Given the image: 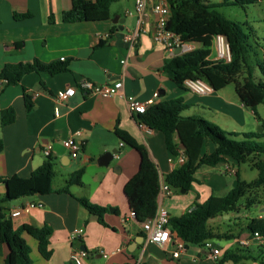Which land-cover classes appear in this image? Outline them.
Instances as JSON below:
<instances>
[{"label":"crops","instance_id":"crops-1","mask_svg":"<svg viewBox=\"0 0 264 264\" xmlns=\"http://www.w3.org/2000/svg\"><path fill=\"white\" fill-rule=\"evenodd\" d=\"M70 6L71 0H0V70L7 63H31L35 59L42 63L67 61L70 68L56 75L31 72L19 84L4 88L0 81V90L3 89L0 114L10 106L16 110L14 122L3 125L0 119V140L4 143L0 152V174L30 176L46 160L43 150L51 146L56 172L58 169L63 177L59 183L53 179V187L59 189L72 172L83 168L84 184L72 185V194L88 197L107 207L106 224H103L66 192L28 195L0 203V210L3 208L2 211L11 216L15 228L24 224L52 228L50 258L41 254L35 237L23 232L31 247L32 264H75L72 254L83 246L88 252L85 264H262L260 258L254 257L264 256V250L246 230L250 218L236 232L223 231L215 224L224 218H235L234 223H240L242 215L249 210L244 206L245 201L240 203V212L209 220V227L214 232L235 235L225 245L214 240L220 238L209 239L211 246L190 244L175 258L172 256L174 242L161 246L149 241L125 194L126 183L139 169L140 154L122 144L115 129L125 130L147 148L162 180L180 164L168 151L160 131L139 126V114L131 111L124 96L92 94L78 85L83 78L98 84L122 80L125 94L135 95L143 102L157 93L155 103L182 98L188 104L182 112L184 116L206 118L228 132L238 133L237 138H242L241 134L245 132H264V113L261 112L264 104L258 105L256 111L250 109L235 87L234 93L223 91L228 85L203 95L178 87L163 70L164 61L177 53L171 54L153 40L156 15L151 7L146 9L144 22L136 34L138 17L128 15V9L125 14H116L110 8L111 18L107 20L65 22L63 11ZM14 12H31L32 16L16 19ZM116 15L125 19L123 29L113 22ZM101 41L106 43L95 48ZM190 44L192 48L200 46ZM214 55L215 49L210 57L214 59ZM256 76H259L258 70ZM24 87L34 102L31 112L26 111ZM69 87H76L74 95L61 101L55 99L59 90ZM82 128L86 129L80 137L83 145L78 156L73 158L62 141ZM213 147L209 142L203 152H210ZM112 150H115L113 158L108 163H99L101 156ZM237 171L241 178L240 165L232 159L217 166H201L195 174L198 181L191 189L182 192L171 188V194L160 191L158 209H165L169 217L179 216L190 209L196 198L203 201L213 194L220 195L228 187L227 178L235 174L236 178L229 182L233 188L238 181ZM262 189L264 186L251 192L258 194ZM4 193L5 185L0 183V196ZM32 202L37 205L12 216L13 210ZM253 206H257L259 213L252 217H262L264 201ZM74 233H77L76 239L72 238ZM213 247L221 250L218 259L212 256ZM227 251L253 258L220 263ZM8 252L9 246L0 240V264H5Z\"/></svg>","mask_w":264,"mask_h":264},{"label":"trees","instance_id":"trees-1","mask_svg":"<svg viewBox=\"0 0 264 264\" xmlns=\"http://www.w3.org/2000/svg\"><path fill=\"white\" fill-rule=\"evenodd\" d=\"M118 0H71L70 8L63 11L65 22L101 21L111 18L110 8ZM170 6V18L167 27L181 36L182 42L198 43L201 46L191 48L167 58L163 70L178 87H184L185 80L201 78L209 82L214 90H220L233 84L243 103L256 111L258 105L264 104V59L253 62L251 32H246L244 24L226 17L217 8L229 2L245 7L258 0H222L213 3L206 0H167ZM31 12H14L16 19L29 18ZM226 37L231 51V60L212 59L211 47L216 35ZM106 41H101L102 46ZM70 70L67 61L42 63L35 59L31 63H7L0 70V81L4 87L19 84L22 78L31 72H48L56 75ZM256 70L259 76H256ZM3 89L0 90V92ZM24 101L27 112H31L34 102L28 89L24 87ZM188 104L182 98H173L148 105L141 119L149 128L156 129L164 135L168 151L177 156L183 148L187 159L167 173L163 181L173 189L189 190L197 182V170L204 165L217 166L232 159L238 165L251 159V166L258 170V175L251 181L240 178L237 171V184L225 195H211L206 200L195 199L189 210L179 216H170L169 227L173 234L180 237L186 246L203 244L209 239H232L229 232H214L209 227V220L224 214L240 212V199L252 190L264 186V132H245L242 138L238 133L228 132L213 121L197 115L184 116L182 112ZM1 123L10 124L16 119L14 107L1 111ZM122 144L136 149L140 154V166L137 173L126 183L125 194L129 200L134 216L140 222L152 218L158 210V195L161 190V176L157 165L151 160L147 148L138 143L128 132L115 129ZM211 142L214 147L210 152H203L204 146ZM181 145V147H180ZM4 143L0 140V152ZM84 169L72 172L59 189L53 187L56 176L55 163L51 156L35 169L30 176H3L0 183L5 185V193L0 196V203H7L28 195H45L51 192H71L72 185H83ZM73 195V194H72ZM79 203L99 222L106 224L104 214L107 207L92 202L88 197L75 196ZM261 202L248 197L245 208ZM0 210V240L9 246L5 264H32L31 247L23 237L27 232L39 241V250L45 258H50V226L35 227L24 224L15 228L11 216ZM246 230L253 236L259 232L264 236V215L250 218ZM261 250L264 245L258 244ZM243 250H239L242 252ZM253 258L238 252L227 251L220 263L239 262ZM264 264V256L254 257Z\"/></svg>","mask_w":264,"mask_h":264},{"label":"built area","instance_id":"built-area-1","mask_svg":"<svg viewBox=\"0 0 264 264\" xmlns=\"http://www.w3.org/2000/svg\"><path fill=\"white\" fill-rule=\"evenodd\" d=\"M206 1L213 2L212 0ZM148 7H151L152 12L156 15V21L152 32V38L156 43L162 44L171 54H175L176 49L179 47L182 49L181 52L190 50L192 48L190 43L182 42L181 36L167 27L170 18V6L167 0H134V9L128 10L127 14L137 15L138 17L136 34L139 33L142 27L144 22V14ZM214 48V59H223L225 61L231 60L230 46L225 36L221 34L215 36ZM122 62L124 63L125 59L122 60ZM123 85L124 84L122 80H118L113 83L98 84L92 80L83 78L80 80L78 86L92 94H99L102 96L122 95L126 98L127 104L131 111H134L138 114L144 113L148 105L155 103L158 93L155 94L154 98L149 99L147 102H143L135 95H126L123 91ZM184 87L198 95L211 93L214 90L213 86L209 82L201 78H189L185 80ZM76 90V87H69L65 90H59L54 97L56 100L61 101L74 95ZM137 122L140 127L149 128L141 119L137 118ZM85 131L86 129L82 128L62 141L63 146L69 150L70 156L73 158H76L81 150L83 142L80 137ZM43 152L46 157L51 156V146L46 147ZM173 159L176 160L180 165L186 161L187 156L185 155L183 148L179 149V154L177 156H173ZM160 191L166 192L167 194L172 193L171 188L163 180H161ZM36 205L37 204L34 202L27 203L21 208L13 210L11 214L12 216H17L21 214L23 209L33 208ZM169 218V214L165 209H158L152 218L142 222V227L146 238L151 242L157 243L161 246H166L168 243L174 242L175 248L172 251V256L178 258L181 252L186 250L187 246L180 237L172 233L169 227ZM72 238L76 239L77 233H74ZM252 239L257 244L264 245V236L259 232H255V234L252 236ZM205 244L207 246H211L208 240L205 242ZM220 253L221 250L218 247H213L212 256L214 258L218 259ZM87 255V250H84L80 247L73 252L72 260L75 262V264H85Z\"/></svg>","mask_w":264,"mask_h":264},{"label":"rangeland","instance_id":"rangeland-1","mask_svg":"<svg viewBox=\"0 0 264 264\" xmlns=\"http://www.w3.org/2000/svg\"><path fill=\"white\" fill-rule=\"evenodd\" d=\"M212 1H220V0H212ZM220 12H222L226 17L232 19L234 21H238L244 24L245 31L251 32V43H252V51L251 56L253 62L262 61L264 59V0H258L255 3H251L246 5L245 7L234 4L227 3L221 4L217 7ZM134 9V0H118L112 3L111 11L116 14L121 13L125 14L126 10ZM130 17V16H128ZM200 45V44H198ZM201 46V45H200ZM214 46L211 47V51H214ZM225 93H234V85L229 84L225 90ZM261 112L264 113V106H261ZM256 131L257 128H255ZM241 170V179L251 181L255 179L258 175V170L251 166V159H248L245 162L240 164ZM56 171V169H55ZM62 174L57 169L56 176L54 178V182L59 183L62 180ZM235 174H232L227 178V188L219 193L220 195H225L231 188L232 185L229 183L232 179H235ZM248 197H254L258 201L262 202L264 200H260L259 198L264 199V189L260 191V193L256 194L255 192H251L247 196H244L240 199V203L246 201ZM259 213L257 206H251L248 211L242 215L240 218V223H234V219L224 218L221 221L216 222V226L219 227L223 231L232 230L236 232L239 227L245 226L252 216H255ZM220 245H225L228 239H214ZM257 248V246H255ZM31 254V253H30Z\"/></svg>","mask_w":264,"mask_h":264},{"label":"water","instance_id":"water-1","mask_svg":"<svg viewBox=\"0 0 264 264\" xmlns=\"http://www.w3.org/2000/svg\"><path fill=\"white\" fill-rule=\"evenodd\" d=\"M113 22L119 24L120 28L123 29V23L125 21L124 18L119 17L118 15H116L115 17L112 18ZM181 47L176 49V53L179 54L181 52ZM115 154V150L106 152L103 156H101L99 163H108L114 156ZM186 190L182 189V192H185ZM227 217H229V215H226ZM84 250H87L86 246L82 247Z\"/></svg>","mask_w":264,"mask_h":264}]
</instances>
